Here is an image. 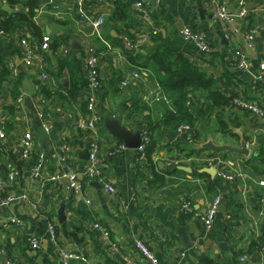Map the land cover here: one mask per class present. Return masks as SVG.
I'll return each mask as SVG.
<instances>
[{"label":"crops","instance_id":"1","mask_svg":"<svg viewBox=\"0 0 264 264\" xmlns=\"http://www.w3.org/2000/svg\"><path fill=\"white\" fill-rule=\"evenodd\" d=\"M138 1L86 0L84 18L78 16L72 2H62V18L40 5L36 22L52 39L49 51L39 50L44 60L42 70L57 81L58 87L50 76L47 86L67 93L77 90L75 98L47 100L48 115L39 93L41 82L46 80L38 67L24 65L20 34L13 38L0 33V38L9 43L8 61L20 70L22 81L27 78L37 88L36 93L25 94L21 81L20 91L25 97L20 106L15 103L12 84L0 88V130L6 135L0 139V181L5 186V197H17L0 208V264H63V252L79 256L69 264H147L137 241L153 251L160 263L239 264L238 257L244 254L251 260L255 255H260V261L264 259V119L236 104V100L244 98L264 106V30L259 29L253 41L246 39L251 30L264 25V0H150L144 10L135 8ZM226 3L233 11L244 3L247 10L245 18H236L230 26H216L228 44L223 43L216 28L209 26L212 10ZM4 4H0L2 19L8 15ZM200 9L206 10L204 16ZM145 12L151 15L157 35L144 26ZM101 16L105 24L99 31L93 21ZM187 26L209 31L211 54L199 51L181 34ZM125 37L137 48H127ZM164 43L192 59L215 80V89L230 102L210 108L208 90L195 91L194 96L201 98V103L194 99L190 105V120L198 131L195 137L190 132L177 133L178 125L185 121L178 108L163 99L153 74L154 63L148 60L149 54ZM92 48L103 53L99 61L102 85L97 90L87 79L86 60ZM127 52L132 53L136 63ZM242 56L248 60V71L237 68ZM138 71L141 77L122 88L124 76ZM63 79H69L67 85ZM92 93L97 96L102 121L97 131L90 133L80 128L77 120L87 114ZM110 115L133 132L151 131L152 165L149 159L137 165V150L110 155L121 142L105 129L104 119ZM241 127L246 142L259 151L258 155L253 151L246 158L225 151L213 154L208 149L188 148L192 141L206 142L208 132L217 144L239 145L241 137L233 129ZM28 130L35 135L37 150L47 154V173L72 169L83 182L82 193L67 191L32 175L34 160L26 162L21 148V139ZM45 133L49 139L44 149L41 145ZM94 143L105 159L101 180H87L82 173L88 160L81 153ZM65 144L66 160L62 150ZM184 156L193 159L175 165L174 160ZM196 158L210 161L215 167ZM10 163L18 170V177L7 182L4 170ZM219 169L234 175L235 181L223 183L218 177ZM154 173L163 177V184L153 178ZM220 193L224 197L217 223L206 229L200 215L213 196ZM61 202L66 205L68 229L79 227V237H85L83 244L77 245L64 235L58 215ZM186 202L192 204V211L183 209ZM14 217L21 219L22 225L13 223ZM97 224L107 230L108 236L96 228ZM51 226L59 233L56 241ZM31 236L38 237L39 248L31 247Z\"/></svg>","mask_w":264,"mask_h":264},{"label":"built area","instance_id":"2","mask_svg":"<svg viewBox=\"0 0 264 264\" xmlns=\"http://www.w3.org/2000/svg\"><path fill=\"white\" fill-rule=\"evenodd\" d=\"M86 0H50L49 3H45L42 5V8L52 9L56 16L58 18H62V2H72L75 7L78 9V15H80L82 18L86 16L84 11V4ZM150 0H140L135 4V8L138 10H144L145 5ZM244 3H239V9L238 11H233L232 8L228 6V4H224V6H219L216 9H213L212 11V18H210V29H215L217 25L228 27L235 21L236 18L241 17L245 18L247 16V10L244 7ZM152 17L148 12L144 13V26L153 35H157L158 31L156 27H152L150 29L149 24H152ZM149 23V24H148ZM105 24V17L101 16L93 21V26L96 30H99L103 27ZM259 29L264 30V25L254 28V30H251L247 35L246 39L247 41L251 42L254 40L257 32ZM208 30L204 31H195L191 27H184L181 30V34L189 41L194 43L197 47V49L204 53H210L212 51V40L208 37ZM50 42L51 38L49 35H45L43 38V43L40 46V50L43 52L50 50ZM124 45L129 49L137 48V45H134L127 37L124 38ZM21 46L23 49V62L24 65L27 67H38V69L42 72L41 77L42 79L49 81V76L42 70L44 67V60H43V54L39 52L38 48L39 46L33 45L28 40H22ZM66 52V51H65ZM101 54L96 51V49L92 48L88 52L87 60H86V68H87V79L88 82L92 85L94 90H97L102 85V80L100 77V66L99 61L101 59ZM10 64V68L13 72V76L17 77L20 74V70L18 68H15L12 63ZM237 68L239 70L248 71L249 65L248 60L242 56L240 60L238 61ZM141 77V71L127 74L124 76V79L122 80L121 86L122 88H127L134 79H139ZM52 84L55 83V80L51 78ZM26 94V93H25ZM25 94L20 95L16 98V105L20 106V103L23 102ZM41 97V96H40ZM159 97V96H158ZM163 99L166 100V98L163 96ZM167 101V100H166ZM46 102V99L44 97H41V103L42 107L44 106ZM188 106H190L192 103L188 102ZM236 104L238 106H241L245 109H249L255 114L254 117L257 118H263L264 119V106L261 103H258L256 101H249L244 98L236 100ZM18 111L20 108H17ZM101 117L98 113V102H97V96L95 93H92L87 101V114L85 116L80 117L77 120V125L84 129L85 131L96 132L99 128V125L101 124ZM190 132L192 136H195L196 130L193 126H190L188 124H182L179 127H177V133L179 135ZM6 135L4 131L0 130V139H5ZM152 141V133L150 130L145 129L142 132V143L140 147L137 150V160L136 164L139 165L141 162H147L148 161V147L151 144ZM250 145L249 143H247ZM251 146V145H250ZM21 148H22V157L26 162L34 160V164L31 167V173L36 178H41L44 181L47 180L51 183H54L56 185H61L66 189L67 191H74L76 193H82L83 191V182L80 180V176L77 172L73 171L70 168L59 170L53 174H48L46 167L48 162L47 154L40 150L38 151L36 148V141H35V135L32 130H28L24 133L22 139H21ZM63 158L66 160L67 152H68V145L65 144L63 146ZM129 151V149L126 147V145L122 142L118 143L115 149H113L110 153V155L115 154H121L123 152ZM193 158L184 156L180 160H174L177 165L180 162H184L186 160H191ZM195 160L203 163H208V165L215 167V165L210 161H204L200 158H196ZM105 159L100 155V148L97 143L92 144L90 148V155L89 159L84 165L83 168V175L84 178L87 180H95V179H102V176L105 173L104 169V163ZM7 170V169H6ZM8 174L5 180L8 181H14L18 177V170L16 169L15 165L13 163H10L8 165ZM218 177L223 180V183H233L235 181L234 175L228 173L227 171L223 169H219L217 171ZM261 185L264 186V181L261 182ZM5 186L4 183L0 181V208L4 207L8 203H12L17 200V197H5L4 196ZM223 195L216 194L213 196L212 200L210 201L206 211L200 215V219L202 224L206 229H211L218 220V210L219 207L223 201ZM90 203V202H89ZM183 209L187 211H192V204L189 202H186L183 204ZM13 223L17 225H22L23 221L17 217H14L11 219ZM96 228L102 229L104 234L108 236V232L106 229L102 228L99 224L96 225ZM50 230L53 234V239L56 241V230L54 226L50 227ZM30 244L33 249L39 248V240L36 236L30 237ZM136 246L138 249H140L142 255L145 257L147 264H171V263H160L154 252L148 249L141 241L136 242ZM68 252L62 253V259L64 258L63 264H69L70 260L73 258H79L78 255L74 254H67ZM239 264H264V259L259 262H253L251 258L244 254L238 257ZM2 264H18L14 261H5ZM131 264H136L135 262H132Z\"/></svg>","mask_w":264,"mask_h":264},{"label":"trees","instance_id":"3","mask_svg":"<svg viewBox=\"0 0 264 264\" xmlns=\"http://www.w3.org/2000/svg\"><path fill=\"white\" fill-rule=\"evenodd\" d=\"M49 1L50 0H0V4L6 3L8 5H11L12 7H10L14 9V12L12 14L7 12L8 15L5 19H2L0 15V33L8 34L10 35L9 37L13 38L18 37V34H20L18 37L20 44L22 40L26 39L33 45L35 44L39 46L38 50H40V46L42 45L43 38L46 34L42 32L35 18L37 15V9L41 8V6L45 3H49ZM18 4L20 6L18 7V9H16L15 6H17ZM83 8L86 14V1ZM75 9L78 14L77 7H75ZM0 13H3V11H0ZM78 16L81 17L80 15ZM147 26H149L150 29L154 27L152 24H149ZM3 41L7 42L6 45L3 44ZM51 43L52 39L50 42V47ZM9 48L10 47L8 40L0 38V88H5V84H12V93L15 98H17L22 95V92L20 91L22 76L20 74L17 77L13 76V72L9 64L10 62L8 61L9 55L7 54V50ZM97 52L100 53L98 50ZM211 53L212 51H210V53L208 54ZM100 54L102 55L103 53L101 52ZM131 54L132 53L127 52V55L130 56L132 62L136 63V60L131 57ZM148 60L149 62L152 61L154 63L155 67L153 74L160 89L162 90L164 97L169 102H172L178 108L180 115L183 116L182 119L185 122H182L180 125L188 124L190 126H193V122H191L190 120V116H192V114H190L192 112V108L188 106V102L192 103L194 99L195 102L201 101V98L194 96L193 93H195V91L201 89L208 90L210 98L208 97L206 98V100L211 101V104L209 105L210 108H213L214 106H225L230 104L228 97L215 89V80L211 79L205 71L200 69L192 59L187 57L184 53L177 52L168 43H164V45L159 47L158 50H154L152 53H150L148 56ZM143 66L147 68L148 63ZM46 74L50 76L48 73ZM48 82L49 81L41 82L39 90V93L41 94L40 96L46 99V102L44 104L45 115L50 114L47 111L46 105L47 100L49 101L50 98L58 97L62 100H68L69 98H75V96L77 95V90L75 89H70L67 93L64 90L56 91L58 90V88H49L47 86ZM56 82L57 81L55 80L54 84L56 85V87H58ZM186 113H188L189 115ZM180 125H178V127ZM196 133L198 134L197 129ZM197 134L195 136H197ZM152 150L153 142L151 141V144L148 147V159L151 162V165L153 164V160L151 157ZM7 174L8 171L5 169V178L7 177ZM153 178L162 184L165 181L163 177H161V175H159L158 173H154ZM58 234L59 233H56L57 238Z\"/></svg>","mask_w":264,"mask_h":264},{"label":"water","instance_id":"4","mask_svg":"<svg viewBox=\"0 0 264 264\" xmlns=\"http://www.w3.org/2000/svg\"><path fill=\"white\" fill-rule=\"evenodd\" d=\"M251 8H248V10H250ZM3 10L12 14L14 12V9L11 8L8 4H4L3 5ZM202 16H204L206 14V10H202L200 9ZM210 18H212V15H210ZM217 30V34L219 35V37H221L222 39H224V44H228V41L225 39V35L221 32V28L220 27H216ZM105 72L104 70H102V75L104 76ZM69 79H63V83H65L67 85ZM22 89L24 93H36L37 88L34 87L30 81L25 78L22 81ZM104 125H105V129L115 138H117L119 141L123 142L126 147L129 150H136L140 147L141 143H142V131H136L133 132L131 131L128 127H124L120 124L119 120L117 118H114L113 116H108L104 119ZM233 131L235 133H238V135L241 137L240 139V144L239 145H232L229 143H223V144H217L214 141V137L212 136L211 132H208V139L206 142L204 143H196L195 141H192L190 143V145L188 146V148H193L196 150H210L213 154L214 153H218L221 151H225L227 153H234L237 155H241L244 156L246 158H249L252 154H253V147L248 145L245 138H244V128L241 127L239 129L234 128ZM44 143L42 141V148H46V144H45V140L49 139V135L47 133L44 134ZM135 153V152H134ZM82 157H85V159H89V155H90V149H86L85 151H82ZM259 151H255L254 155H258ZM145 162H142L141 164H144ZM180 168H184L185 170L188 171H192V169L186 168V167H180ZM206 171L210 172V173H216V170H212V169H205ZM202 172V171H201ZM60 209L58 211V215H59V222L62 225V229H63V233L67 238H72L73 241L77 244H83L85 237H79V233H80V229L79 227H75L74 231H70L68 229V223H67V216L65 214V210H66V205L65 203H60ZM260 255H255L252 258L253 262L256 261H260Z\"/></svg>","mask_w":264,"mask_h":264},{"label":"rangeland","instance_id":"5","mask_svg":"<svg viewBox=\"0 0 264 264\" xmlns=\"http://www.w3.org/2000/svg\"><path fill=\"white\" fill-rule=\"evenodd\" d=\"M89 149H90V147H89Z\"/></svg>","mask_w":264,"mask_h":264}]
</instances>
